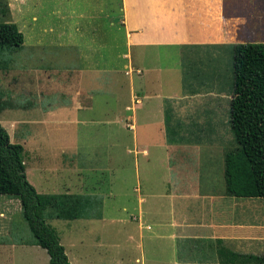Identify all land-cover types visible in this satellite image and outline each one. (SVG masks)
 Here are the masks:
<instances>
[{"label": "rangeland", "instance_id": "rangeland-1", "mask_svg": "<svg viewBox=\"0 0 264 264\" xmlns=\"http://www.w3.org/2000/svg\"><path fill=\"white\" fill-rule=\"evenodd\" d=\"M237 1L239 37L262 42L264 0ZM120 19V0H0V22L14 23L23 37L20 47L0 50V102L8 104L0 123L22 145L26 178L37 192L84 194L100 213L46 219L71 264H166L165 242L138 229L139 209L146 214L149 194L170 193L179 182L222 193L223 153L234 145L228 123L233 44L128 48ZM89 62L99 79L91 84L93 105L75 112L82 121L63 123L73 112L61 73ZM66 81L70 88L74 79ZM161 104L174 105L169 121L186 112L216 121L186 127L184 135L178 124L168 128V138L185 142L173 151L160 143L159 113L146 116ZM156 200L157 217L168 219L169 199ZM0 208V264H48L18 200L0 194ZM146 217L153 220V213Z\"/></svg>", "mask_w": 264, "mask_h": 264}, {"label": "crops", "instance_id": "crops-1", "mask_svg": "<svg viewBox=\"0 0 264 264\" xmlns=\"http://www.w3.org/2000/svg\"><path fill=\"white\" fill-rule=\"evenodd\" d=\"M237 5V0H120L125 46L215 48L245 42L239 37V25L234 24ZM255 5L259 7L258 3ZM88 65L86 69L82 66L78 71L67 72L65 69L61 73L65 81L63 85L67 84L66 80L74 79L70 88L61 83V91H71L68 105L69 111L73 112L65 119L61 117L63 123L82 121L75 112L89 110L93 105L91 84L95 83L96 87L99 79L97 70L90 66L91 62ZM167 106L161 104L159 109H149L146 116L155 117L159 113L161 119L154 122L161 125H157L158 130L163 128L164 137L160 143H164L167 149L181 150L185 148L182 146L184 140L179 144L176 139L168 138L164 130L163 113ZM173 109L174 105L171 112ZM205 111L203 109L202 113ZM205 116L202 119L188 118L186 112L183 118L174 117L168 124L185 128L181 131L184 135L188 131L186 127L205 126L207 121V125L215 123L216 120ZM180 173L187 174L184 169ZM168 192L149 194L152 199L148 211L145 214L139 209L134 219L138 221L139 230H149L148 239L165 242L166 264H224L225 255L220 253L221 248L241 254L264 255V198L230 196L224 190L222 193L200 192L192 182H179ZM160 197L169 199L168 219L157 217L161 210L155 208L156 198ZM150 212L153 220L146 217ZM4 215L0 208V217Z\"/></svg>", "mask_w": 264, "mask_h": 264}, {"label": "trees", "instance_id": "trees-1", "mask_svg": "<svg viewBox=\"0 0 264 264\" xmlns=\"http://www.w3.org/2000/svg\"><path fill=\"white\" fill-rule=\"evenodd\" d=\"M22 41L14 23L0 22V50L20 47ZM231 73L228 123L234 145L223 153L224 193L264 198V41L233 44ZM7 105L0 102V109ZM163 114L168 136L171 109L165 108ZM22 154V145L11 142L0 123V194L18 200L32 243L45 250L48 264H71L46 219L98 218L100 213L91 209L94 202L84 194L37 192L26 178ZM220 253L225 255L224 264H264V255L235 253L226 248Z\"/></svg>", "mask_w": 264, "mask_h": 264}]
</instances>
